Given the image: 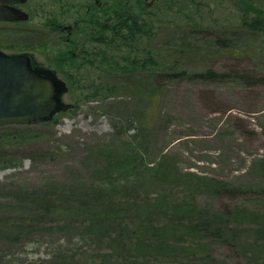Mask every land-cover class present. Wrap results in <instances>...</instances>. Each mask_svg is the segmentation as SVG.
<instances>
[{
    "label": "rangeland",
    "instance_id": "obj_1",
    "mask_svg": "<svg viewBox=\"0 0 264 264\" xmlns=\"http://www.w3.org/2000/svg\"><path fill=\"white\" fill-rule=\"evenodd\" d=\"M54 1L22 5L30 13L27 24L0 22L2 48L32 53L42 72L62 86L61 102L72 105L51 121L0 125V264H118V245L110 242L115 233L101 221L120 213L140 226L147 203L165 211L174 201L178 213L192 209L209 220H228L234 230L225 229L220 240L198 232V224L182 225L178 249L190 254L193 240L194 249L222 264H264V83L176 79L137 90L118 66L137 54L129 41L120 42L119 15L147 23L162 19L147 42L172 51L179 49L176 33L165 19H181V13L169 10L165 0ZM51 21L74 26L72 37L67 39V30L42 32ZM204 35L175 60L193 71L236 68L264 77L262 50L234 55L209 45ZM259 37L255 45L264 42V33ZM133 182L138 202L115 206L126 196L133 199ZM51 185L70 194L64 198L69 210L48 216L57 222L30 221L39 207L20 192ZM224 185L244 193H221ZM101 208L108 212L101 215ZM170 225L166 234L174 237L180 225ZM134 249L126 246V262L135 261ZM169 256L155 263L171 262Z\"/></svg>",
    "mask_w": 264,
    "mask_h": 264
},
{
    "label": "trees",
    "instance_id": "obj_2",
    "mask_svg": "<svg viewBox=\"0 0 264 264\" xmlns=\"http://www.w3.org/2000/svg\"><path fill=\"white\" fill-rule=\"evenodd\" d=\"M164 2L169 10L177 11L182 15L181 19L179 17L165 19L167 22L174 24L172 35L176 33L174 47L177 45L178 50L169 51L170 49L158 48L151 43L148 45L147 38L154 35L155 31L153 30L155 29L156 21H163L162 19L151 20L147 23L144 18L140 19L136 15L128 17L119 15L121 24H119L117 31L120 33V42L127 43L129 41L130 47L137 54L134 57L135 61L128 62L130 63L129 65H123L125 62L123 60L118 62V66L125 71L124 73L126 74L124 76L131 79L132 82L129 83H136L134 86L137 90H139V87L142 88L149 85V82L159 89L162 82L176 79L194 82L241 80L247 85L264 83V77L250 76L244 70L235 68L230 71L219 72L213 68H207L202 71H193L187 67L186 63L180 62L179 59L175 60L178 52L196 48V38L204 34L208 39L209 45H214L220 51H230L233 54L235 53L234 55L239 53L241 55H252L253 53L260 54L262 51L264 52V42L254 44V42H257L254 40L260 41L261 37L259 36L264 33V0H165ZM219 9H225V11L220 12ZM247 37H250L253 41H249ZM141 45H145L148 50L145 47H141ZM254 49L262 51L254 52L252 51ZM137 70H144L143 76L137 77L135 75ZM147 125L149 123L144 122V126ZM135 187L136 184L133 182L129 188L134 190L132 200L125 195L126 199L124 198L123 201L115 206L125 208L124 206L128 204V201L138 202L139 197ZM61 192L58 187H53L52 185L32 187L20 192L28 196L31 202L39 207L32 219L30 216V221L34 220V222L40 223V219L45 217L48 218L46 222H57L55 219L49 221L48 216L53 212H67L69 210L64 198L70 194H66L65 191ZM220 192L229 195L236 194L235 192L244 193V191L229 185H224ZM170 206V209L162 211L157 208V204L147 203L145 208L141 209L145 212V216L143 215L145 218L140 226H137V222L135 223L134 216L125 217L124 214L120 213L114 214V219L109 217V213L107 215L108 219L101 221L110 227L111 232L115 233L114 237H110V242L112 245H118L117 249L121 254V258L117 259L118 264H150V260L153 261L152 264H156V258L169 256V254H172L168 257L172 261L166 264H181L183 260L186 261L183 264H194L191 257L202 261L203 264H222L214 259L209 252L194 249L198 247L194 246L195 241L193 240H189V243L192 244V252L190 254L185 252L184 247L178 249L176 244L179 243L178 237H183L181 233L182 225L193 226L198 224V232L202 228L201 232L206 234L205 237L210 236L213 239L223 240L225 229L234 231L231 230L233 226L230 225L228 220L222 221L218 218H210L211 220H209V218L201 214H193L192 209H187L185 213H178L180 206L176 201L171 203ZM98 212L102 215L105 212L107 213L108 210L101 208L98 209ZM185 215L196 219L194 222H186ZM97 217L99 216L97 215ZM19 220L10 221L6 219L8 224L20 225L22 223L23 225L28 223ZM112 220L115 224H111V226ZM59 221L61 222L62 220ZM174 222L180 225V229H177L178 233L176 236L167 237L166 228L172 229L170 224ZM127 232L129 237L126 238L125 234ZM235 233L237 234V231ZM124 237L126 238L125 240ZM128 244H130V248H136L133 251L134 255H131L135 259L132 262H128V260L126 262L125 252Z\"/></svg>",
    "mask_w": 264,
    "mask_h": 264
},
{
    "label": "water",
    "instance_id": "obj_3",
    "mask_svg": "<svg viewBox=\"0 0 264 264\" xmlns=\"http://www.w3.org/2000/svg\"><path fill=\"white\" fill-rule=\"evenodd\" d=\"M25 0H0V21L27 19L15 4ZM62 86L52 76L35 69L25 54L0 50V125L51 121L67 110L60 100Z\"/></svg>",
    "mask_w": 264,
    "mask_h": 264
},
{
    "label": "flooded vegetation",
    "instance_id": "obj_4",
    "mask_svg": "<svg viewBox=\"0 0 264 264\" xmlns=\"http://www.w3.org/2000/svg\"><path fill=\"white\" fill-rule=\"evenodd\" d=\"M59 1L60 0H55L54 1V4L57 5ZM62 1H65V0H62ZM28 4H29V0H25L23 2H20V3L15 4V6H17L18 8H20L22 10H24L28 14V11L25 10L23 7H21L22 5H28ZM29 21H30V13L28 14V18L27 19L2 20L0 22H4V23H8V24H27ZM51 22H52V24H50V27L47 26V27H45L43 29L44 31H42V32H45L46 35L49 34V33L51 34V31L56 32V31H59L60 30V31L63 32V31H66L67 30L68 31V37H67V39L69 40L72 37V33H73V29L72 28H74V26H72V25H61V24H57V23H55L53 21H51ZM36 31H39V28L36 29ZM0 50L3 51V52H5V53H7V54H10V55H18V54L28 55L30 57L32 66L35 69H37L38 71H41L42 72V68H41L40 64L35 60V58L33 57L32 53L26 52V51H24V52L23 51L22 52L21 51L20 52H13V53L7 52L6 50H4L2 48L1 45H0Z\"/></svg>",
    "mask_w": 264,
    "mask_h": 264
}]
</instances>
